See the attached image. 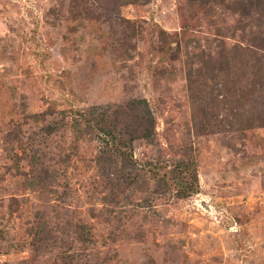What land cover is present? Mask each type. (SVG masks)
I'll use <instances>...</instances> for the list:
<instances>
[{
	"label": "rangeland",
	"instance_id": "rangeland-1",
	"mask_svg": "<svg viewBox=\"0 0 264 264\" xmlns=\"http://www.w3.org/2000/svg\"><path fill=\"white\" fill-rule=\"evenodd\" d=\"M255 12L245 0H0V264H264V127L243 117L263 108L225 105L222 76H196L212 126L199 134L186 80L219 49L259 44ZM74 112L92 128H73ZM140 116L155 119L157 146ZM98 130L122 132L139 163L194 156L198 192L161 193Z\"/></svg>",
	"mask_w": 264,
	"mask_h": 264
},
{
	"label": "trees",
	"instance_id": "trees-1",
	"mask_svg": "<svg viewBox=\"0 0 264 264\" xmlns=\"http://www.w3.org/2000/svg\"><path fill=\"white\" fill-rule=\"evenodd\" d=\"M245 1L248 6L253 5L256 10L255 13L258 15L259 19H262L261 25L264 28V0ZM146 2L147 0H125V3ZM240 5L243 15H248V13L245 12L247 9L245 3L241 2ZM125 23L129 24L127 21ZM131 26L132 29L130 31L134 33L135 24H131ZM256 39L260 42L257 45L242 44L230 46L229 48L224 47L208 56L209 63H203L197 68H192L190 66L187 69L186 80L191 89V103L193 104V109L195 103H197V108H195L197 118L201 115V118L198 120L199 131H201H198L199 134L207 135L211 133L212 126L208 121H203L205 118V116H202L204 113L203 107L201 106L203 100L201 96L198 95V92L201 90L192 88V84L194 83L193 78L196 76H205L210 79V81H214L216 77L222 76V82L219 83L220 87L218 90L216 88V97L221 95L222 103L229 106L235 103L243 108L246 104L250 103L263 108L256 115L243 117L247 119V127H252L253 125L256 127H264V35L260 34ZM236 67L240 71V74L237 76L238 79L234 80L232 78L234 74L232 70L236 71ZM204 69L206 74L202 72ZM193 89H195V91ZM211 89L213 90L212 87ZM207 94H209V92H207ZM199 105L202 108L199 107ZM75 113L78 120H72L73 128L77 130L92 128L91 120L87 119L84 113L74 112L73 114ZM195 114L193 116H195L196 119ZM46 115H52V113L47 110L44 113L34 114L33 119L36 121L42 119L40 121H44ZM140 121V138L148 145L153 147L157 146V144L154 143L155 119L152 117L140 116ZM44 129L46 134H52L55 131V128L51 125H46ZM97 132H99V134L102 133L101 135H103L105 141V148L112 153L114 159L128 163L132 168H134L136 164H140V167L149 175L148 179L153 181L155 187L161 191V193L167 190H173L176 198L184 199L198 192L199 183L194 156L182 155L177 159H161L158 155L155 159H149L139 163L138 160L133 158L131 150L125 147L124 134L122 132L117 131L115 134H108L103 130H98ZM163 152L166 153V150H162L159 147L157 148L158 154H162ZM165 153L164 155H166ZM168 155L171 156L170 154ZM79 229L81 230V236L77 238V242L84 243L91 241V232L89 228L82 224Z\"/></svg>",
	"mask_w": 264,
	"mask_h": 264
}]
</instances>
